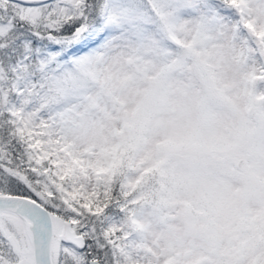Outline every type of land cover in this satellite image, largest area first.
I'll use <instances>...</instances> for the list:
<instances>
[{
  "label": "snow or ice",
  "instance_id": "1",
  "mask_svg": "<svg viewBox=\"0 0 264 264\" xmlns=\"http://www.w3.org/2000/svg\"><path fill=\"white\" fill-rule=\"evenodd\" d=\"M0 264H264V0H0Z\"/></svg>",
  "mask_w": 264,
  "mask_h": 264
}]
</instances>
